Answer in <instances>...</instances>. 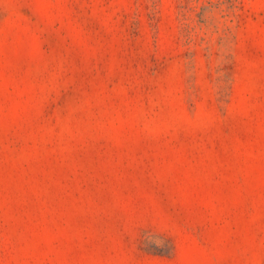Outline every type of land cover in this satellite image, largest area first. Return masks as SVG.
Masks as SVG:
<instances>
[{"label":"rangeland","instance_id":"rangeland-1","mask_svg":"<svg viewBox=\"0 0 264 264\" xmlns=\"http://www.w3.org/2000/svg\"><path fill=\"white\" fill-rule=\"evenodd\" d=\"M0 264H264V0H0Z\"/></svg>","mask_w":264,"mask_h":264}]
</instances>
